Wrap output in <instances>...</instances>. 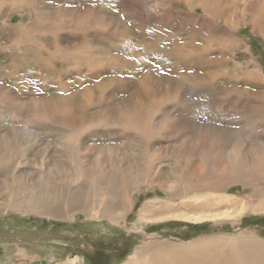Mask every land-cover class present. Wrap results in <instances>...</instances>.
Returning a JSON list of instances; mask_svg holds the SVG:
<instances>
[{
	"label": "rangeland",
	"instance_id": "obj_1",
	"mask_svg": "<svg viewBox=\"0 0 264 264\" xmlns=\"http://www.w3.org/2000/svg\"><path fill=\"white\" fill-rule=\"evenodd\" d=\"M40 1L42 0H34L33 4V0H27V4L31 9L29 12L31 13L22 10H5L3 12L4 14L2 13L0 15V30L4 31L7 27H17L21 29L19 26L31 28L32 25L29 26L28 23L36 22V26L34 25L36 31L35 37H42L40 38L39 44L46 45L47 48L57 46L59 45V41H61V39L59 38L58 40L57 37L61 36L64 38L65 46L71 47L72 45L71 48L74 50L70 51H72L73 55L79 57V59H83L85 62H77L76 64L71 63L67 66H62V63L64 64L63 58L68 56L61 55L57 57L60 54L59 51L48 56L45 52L44 54L46 55V61H48L50 72L40 76L36 73L35 76H33L32 81L34 83V89H31L33 98L42 97L44 99H49L53 97L54 94L47 95L45 92H42L41 88L44 83H49L51 86L57 84L58 77L62 79L63 84L68 81H75V79L77 81V77L79 76L78 73H74V71L77 65L79 64L80 66L81 64V69L88 70L89 72L96 71L100 74L98 77L92 76L85 84H92L93 82L96 84L98 80L103 77L111 84L107 93L104 94V99L108 100L104 107H106L107 110L109 109V113H111L113 109L116 110L115 107L117 103L125 100L129 103L130 110L133 111L135 105L137 106L139 102L145 100L144 96L140 97L137 95L138 78L144 72L151 69L149 73L158 80L157 83L160 85H163L165 82H170V76L175 71L177 65H186L185 68L188 69H185V71L193 74V76L197 74L204 75L211 71L208 62H211V60L221 55L227 59V49L229 47V50H232L234 53L233 57L238 65L237 72L241 73L243 78L253 70L254 64L260 67V75L264 78V8L263 12H261V6L264 5V0H247L246 2L243 0H215L214 3L216 6L220 4V9L218 15L214 11L215 8L213 9L214 16L212 18L221 29H226L229 34H223L220 30L221 32L219 31L218 34L222 35L221 39H217L219 36L218 34L213 35L214 33L206 32L205 26L202 24L203 21L199 23L195 20H191L190 23L186 25V29L182 28V19L177 17V11L182 14H190V16L195 18L204 15L201 7L192 0H45V5L42 4L43 6L39 4ZM206 2L211 5L213 0H206ZM247 3H251L250 8L253 7L252 4L256 6L255 11L251 14L252 16H249ZM163 4H166V14L169 13L171 18L174 19L173 21L170 20L172 23L168 28H164L165 30L163 27L158 26L157 22L153 21L155 9H159ZM35 5H39L43 12H53L54 9L60 5V8L64 7L63 15H66V11H68L69 13H75L81 20L85 15H99L107 24L95 25L82 20L81 23L80 21L77 23L78 25H73L71 23H53L49 19L41 24L35 18V11L32 10V7ZM133 11L140 13V15H134ZM141 14L143 16L145 15V17L141 18ZM119 17L123 20L118 19ZM66 20L70 21V18L67 17ZM139 22L144 24V29L140 34L136 32ZM113 24H120V28H117L118 35L111 32L115 27L111 28L109 25ZM161 24H163V22ZM179 26L183 29L181 32ZM194 26L199 30V33L193 34ZM125 29L127 31H125ZM128 33L130 34L128 35ZM210 36V42L205 44L206 39L210 38ZM186 37L190 39L188 40ZM229 37H232V41L236 40L232 46L228 44L230 43ZM184 38L186 40H184ZM218 38H220V36ZM223 40L228 42L223 45ZM73 44H76L79 48H74ZM204 45L209 47L207 56L191 59L193 54L190 50L195 51L202 46L204 47ZM1 46L0 62L4 60V54L6 52V49L3 47L5 44ZM179 47L180 50H183L184 54H179ZM161 49L170 53V55L166 56L160 51ZM172 49L173 53L170 52ZM158 51L160 52L159 55H157ZM187 54L189 58L184 56ZM189 65L190 67H188ZM33 70L35 71V68H33ZM83 70L81 71L83 72ZM66 71L69 77L64 75ZM242 77H239L240 81H243ZM222 80L223 81L218 80L217 83L221 84L222 82L223 85H230L227 81L225 82L224 79ZM63 84L59 83L61 88ZM215 89L216 86L211 88V91L207 89L206 91L201 90L189 93L191 96L186 107L189 106L193 110V115L188 111L187 121L193 122L194 125H206L211 134L220 131V140H223L222 142L225 141L224 146H226V148H223L228 152L232 148V146H230L231 140L227 139V135L221 137V130L225 129V131H227L230 129V131H232L229 134H232L233 131L240 129L239 127H244L246 123H251L250 120H245V116L243 121V115L239 111L233 115L229 113L226 107L227 104L230 103L228 101L236 97L233 101L231 100L232 106L240 102H242L243 106H246V104L251 108L252 105L253 108L256 106L255 109L257 108L258 110L256 109V111H254L255 114H252L256 115V117L252 119V125L260 128L259 130L264 128V113L258 102L253 98L247 97L243 91L241 97H239L236 92L230 98L227 95H218V93L214 92ZM13 90L19 91V87L13 84ZM59 92L60 98L56 103L58 107L69 111L73 110L77 103H83L82 94L84 92L82 91L74 92L73 90L68 93L65 91ZM188 92L189 91H186V93ZM134 93L136 95H134ZM91 99L93 102V98ZM94 100H96V98ZM194 100H196L197 103L202 100V108L201 106L190 103ZM108 102L111 103L109 104ZM251 103L253 104L251 105ZM124 104L125 103L122 105L124 106ZM171 106L179 107L182 106V103L174 100V102H171ZM139 107L140 105L137 110ZM89 109L90 113L96 112L93 105H91ZM114 110L112 111L113 113H115ZM201 110L203 111L201 112ZM243 114H245V112H243ZM232 117H234V119ZM161 118H163L165 123H172V120H174L171 116V111L165 112ZM161 122L160 120L159 123V119L154 122L151 121V124L154 125H152V129L155 127H162L163 122ZM176 125L180 130L183 127L182 123H177ZM143 126L144 128L147 127L145 124H143ZM31 129L32 128H30V130ZM33 130L34 134H40L39 137H41L42 144L44 142L46 143V139L51 140L55 136L53 140L59 142H63L65 138V136H62L63 133L56 134V131L47 126L40 128L39 125L35 124ZM97 133L98 132H88L84 140L80 141L93 145V143L105 142L106 139L107 141L110 140V142L112 139L120 141L121 138H119L118 135L114 138L113 136L100 138L96 136ZM159 142L160 141L156 139L151 141V148L153 150L157 149L158 145H160ZM160 143L162 146H171L166 142ZM57 144L61 145V143ZM53 147L52 143H50V168L48 163L46 170L54 169L53 172L58 173L60 176L59 179L66 183L69 180V171L67 169L69 165L67 166L65 163L66 161L61 162L59 158L52 156ZM40 149V146L36 147V153H38L39 158L42 159L44 157V152ZM208 150L212 149L209 148ZM80 155L83 156V153L81 152ZM120 155H122V153H120ZM131 155H127V157ZM121 157L123 159L120 157L117 158H120L122 163L125 164V156L122 155ZM88 158H91L93 162L96 158V152L93 150L91 154L84 155L85 161H87ZM136 159L137 157H135V160ZM158 160H160L158 164L162 170L159 175L158 173H154V171L157 170L156 166L144 167V171L149 173V182L159 180H165L167 182L168 179L165 175L170 176L173 172L170 165L171 159L169 157L165 161L161 159ZM227 160H232V157L228 156ZM55 163H57L60 168L59 172L55 170ZM241 163L246 168L250 167V162L246 161L245 158H243ZM41 164V162L34 161V164L31 165L30 173L33 174L34 178L39 174L37 168ZM16 168L17 169H14L10 175L0 173V183L2 179L4 180V178L10 176V178H12V176L15 177V180L14 178L13 180L16 183H20L22 179L21 176L27 171L23 169V163ZM250 168L252 169V167ZM48 173L51 177L53 176L51 172ZM151 173L152 176H156L155 179L150 177ZM157 184V182H154L153 186L151 184L152 189H149L146 184L140 183L139 190L134 193L132 191L130 194L131 205L130 207L127 206L128 208L126 206H122L121 208H119V206H106L107 209L110 210L109 212L112 213V211H114L118 216L119 214H123V208L126 209V213L124 210V216L120 217L115 222H112L110 218L106 216L100 219L90 218L89 220L85 212L88 208L93 206H66V209L65 206H46L47 208L43 207L41 211L32 212L28 209L26 213H24L25 211H23L22 204L27 206L26 204L28 201L26 202L23 196H20L19 193H14L18 200H20V203L23 201L21 206L19 205V209L16 206L5 207L1 205L4 204L8 198L6 195L2 196L1 194L3 193H0V264H127L135 251H138L137 257L139 260L137 264H202L203 261V264H205L206 261L213 258L214 255H221L220 260H222V254L226 251L231 253L235 264H242L244 261L240 248L244 243L241 244L239 241L254 240L264 247V213H249L248 211L252 206L236 205L231 208L218 206L214 204L215 202L211 198L206 200L202 192H193L189 194L188 198L179 200L177 197L174 198L170 196L169 191L178 190V187L171 183V181L167 182L166 188H161L157 186ZM168 185L172 187H168ZM224 190H228L227 193L230 196L237 195L238 193L247 196L252 193L249 187L243 189L241 184H231L230 186H226ZM17 191L19 192L18 189ZM119 196L120 192L118 193L113 190L109 194H97V190L96 194L94 193V199L101 202L104 201L106 205L114 204ZM81 197H84V194L81 195ZM149 201L153 202L154 205L152 204L149 211L144 216H141V211H143L147 206L145 204ZM205 203L210 205L204 206ZM69 216H72V218H66ZM170 247L171 249L168 250L167 248ZM244 247L245 246H243V248ZM262 254H264V252ZM217 260L218 259H216V261ZM209 264H215V262L210 261ZM217 264H220V262H217Z\"/></svg>",
	"mask_w": 264,
	"mask_h": 264
},
{
	"label": "bare ground",
	"instance_id": "obj_2",
	"mask_svg": "<svg viewBox=\"0 0 264 264\" xmlns=\"http://www.w3.org/2000/svg\"><path fill=\"white\" fill-rule=\"evenodd\" d=\"M192 1L201 7L204 15L195 18L190 16V14H182L177 11V17L182 19L181 26L183 29H186V25L189 24L191 20H195L199 23L203 21L202 24L205 26L204 28L208 33H214L213 35H215L221 30V33L228 34V31L226 29H221L212 18L214 16V11L218 15L220 4L216 6L214 3L215 0H213L211 5L206 2V0ZM243 1L246 2L247 0ZM39 4L45 5V0L40 1ZM250 4H248L247 10L249 16H252L251 14L255 11L256 6L252 4L253 7L250 8ZM59 6L54 9L53 12H43L39 5L31 7L36 13L35 18L41 24L47 19L51 20L53 23H71L73 25H78L77 23L79 21L81 23L82 20L95 25L107 24L99 15H85L82 20L75 13H69L68 11H66V15H63L64 7L60 8ZM263 8L264 5L261 6V12H263ZM5 10H22L31 13L29 12L31 9L27 4V0H0V15ZM166 10V4H163L159 9H155V15L153 16V21L157 22L158 26L163 27V29L168 28L172 23L170 20H174L169 13L166 14ZM133 13L137 16L140 15V13L134 11ZM67 17L70 18V21L66 20ZM143 17H145V15H142L141 18ZM118 19L123 20L120 17ZM162 22L163 24H161ZM35 23L36 22L28 23L29 26L32 25L31 28L19 26L21 29L17 27H7L4 31L0 30V46L5 44L3 47L6 49L4 60L0 62V173L10 175V173L13 172L14 169H17L16 167L21 166L22 163L24 165L23 169L27 171L26 173H24L25 171L23 172L24 175L21 176L22 179L20 183L14 181L15 177L12 176V178H10L11 176L8 177V175V178L2 179L3 181L1 180L0 193H3L1 195H6L8 198L5 202L3 201L4 204L1 205L5 207L16 206L19 208V205L21 206L23 201L20 203V200L14 195V193H19L20 196L25 198L26 202L28 201L26 204L27 206L22 204L23 211H25L24 213H26L28 209L32 212L41 211V209L46 206H65V209L66 206H93L88 208L85 212L89 220L90 218L100 219L106 216L110 218L112 222H115L120 217L124 216V210L126 213V209L123 208V214H119L118 216L114 211H112V213L109 212L110 210L107 209L106 206H119V208L122 206L130 207V194L132 191L134 193L139 190L140 183L146 184L149 189H152L151 184L153 186L154 182L158 183L157 186L166 188L167 182L171 181V183L178 187V190L174 189L175 191H169L170 196L174 198L177 197L179 200L188 198L189 194L193 192H202L204 194V196H202L206 200L211 198L215 202L214 204L218 206H226V208L235 207L236 205L252 206L248 211L249 213H264V128L259 130L260 128L252 125V119L256 117V115H252L255 114L254 111L257 109H255L256 106L253 108V103H251L252 108L247 104L246 108V106H243L242 102L232 106L231 100L233 101L236 97L228 101L230 103H228L226 107L229 113L233 115L239 111L243 115V121L245 116V120H250L251 122L246 123L247 125L245 124L244 127H239L240 129L233 131L232 134H229L232 131H230V129L225 131L223 128L224 130H221V137L227 135V139L231 140L230 146H232V148L228 152L223 148H226V146H224L225 141L222 142L223 140H220V131L211 134L206 125H194L193 122L187 121V112L189 111V113L193 115V110L189 106L186 107L191 96L189 93L201 90L206 91L207 89L211 91V88L216 86L214 90L215 93L221 96L227 95L230 98L236 92L239 97H241L242 91L245 92L247 97L253 98L258 102L264 113V78L260 75L261 69L259 66L254 64L253 70L243 78L242 74L237 72L238 65L233 57L234 53L232 50H229V47L227 49V59L221 55L211 60V62H208L211 71L204 75L197 74L193 76V74L185 71V69H188L185 68L186 65H177L175 71L170 76V82H165L163 85H160L157 83L158 80L149 73L151 72L150 69L138 78L137 95L140 97L144 96L145 100L139 102L137 106L135 105L134 110L132 109L133 111L130 110L129 103L125 100L117 103V105L115 104L116 110L113 109L115 113L112 112L113 110L109 113V109L107 110V108L104 107L108 101L104 99V94L107 93L111 84L108 83L109 81H107L105 77L100 78L96 84L94 82L92 84H85L92 76L98 77L100 74L96 71L89 72L88 70L81 69V64L80 66L78 64L74 71V73H78L79 76H76L78 78L77 81L75 79V81L72 80L63 84L62 79L58 77L57 84L51 86L49 83H44L41 88L42 92H45L47 95L54 94L53 97L49 99H44L42 97L33 98L31 93V89L34 86L32 81L33 76H35L36 73L40 76L50 72V67L47 63L48 61H46V55L44 54L45 52L48 56L58 51L60 54L57 57L61 55L68 56H63L64 64L62 63V66H67L71 63L76 64L77 62H85L83 59H79V57L73 55L72 51H70L74 50L71 48L72 45L71 47L65 46L64 38L61 36L57 37L58 40L59 38L61 39L57 46L47 48L46 45L39 44L40 38L42 37H35ZM109 26L111 28L115 27L111 32L118 35L117 28L120 24ZM181 26H179V28H181ZM182 28L180 32L183 30ZM143 29L144 24L139 22L136 32L140 34ZM125 31L127 30L125 29ZM198 31L199 30L194 26L193 34L199 33ZM129 34L130 33H128V35ZM219 36L220 38H218ZM219 36L217 39H221L222 35L220 34ZM186 39L189 40L190 38L186 37ZM186 39L184 38V40ZM210 39L211 36L206 39L205 44H208ZM229 39L230 43L228 44H231V46L234 45L236 40L232 41V37H229ZM222 42L224 45V43L228 41L223 40ZM73 46L74 48H79L76 44H73ZM160 51L166 56L170 55V53L162 49ZM170 52L173 53V49ZM190 52L193 54L191 59L206 57L209 52V47L204 45V47L202 46L195 51L190 50ZM157 53V55L160 54L159 51ZM179 54H184L183 50H180V47ZM189 55L187 54L184 56L189 58ZM190 65L188 67H190ZM33 68H35V71ZM81 70H83V72ZM64 75L67 76V71ZM239 77H242L243 81H240ZM222 79H224L225 82L227 81L230 85H223L222 82L218 84V80L223 81ZM59 83L63 84L62 88ZM13 84L19 87V91L13 90ZM73 90L74 92H84L82 94L83 103H77L75 108L69 111L58 107L56 103L60 98L59 91L68 93ZM186 91L189 92L186 93ZM134 95L136 94L134 93ZM91 98H93V102ZM95 98L96 100H94ZM174 100L182 103V106H171V102H174ZM200 101L201 102L197 103L196 100H194L190 103L201 106L202 100ZM108 103L110 104L111 102ZM123 103H125L124 106L122 105ZM91 105L96 109L95 113H90L89 108ZM139 105L140 107L137 110ZM167 111H171V116L174 119L172 123H165L163 118H161ZM202 111L203 110H201V112ZM243 112H245V114H243ZM232 118L234 119V117ZM157 119H159V123L161 120L163 125L162 127L160 126L159 128L155 127L152 129L154 125L151 124V121L154 122ZM177 123H182L183 127L181 130L178 129ZM35 124L39 125L40 128L47 126L56 131V134L63 133L62 136H65L63 142L53 140L55 136L51 140L46 139V143L44 142L42 144L41 137H39L40 134H34L33 129ZM143 124L147 125V127L144 128ZM30 128L32 129L30 130ZM88 132H98L96 136L100 138L112 136L114 138L117 135L121 138L120 141L112 139L110 142V140L107 141L106 139L105 142H97L91 145L80 141L84 140ZM154 139L160 142H166L171 146H162L159 142L160 145H158L157 149L153 150L151 148V141H154ZM50 143L54 146L52 156L59 158L61 162L66 161L65 163L67 166L69 165L67 167L69 171V180L67 179L68 181L66 183L59 179L60 176L58 173L53 172L54 169L46 170L48 163L50 168ZM57 143H61V145ZM38 146H40V150L44 152V157L42 159H40L39 154L36 153V147ZM209 148L212 150H208ZM93 150L96 152L95 160L93 159L94 161L92 162L91 158H88V160L85 161L84 155L91 154ZM81 152L83 156L80 155ZM120 153L126 158L125 164L120 160V158L123 159ZM127 155H131L133 158L131 156L127 157ZM228 156H231L232 160H227ZM135 157H137L136 160ZM168 157L171 159L170 165L173 171L170 176L165 175L168 181L159 180L149 182V173L144 171V167L156 166L157 170L154 171V173H158L159 175L162 170L159 167L158 163L160 160L158 159L165 161ZM243 158L250 162V167H252V169L250 167H244L241 163ZM34 161L42 163L37 168L39 174L36 175L34 173L36 175L35 178L33 174L30 173V167L34 164ZM57 163H55L54 166L56 168L55 170L59 172L60 168ZM48 172H51L53 176L51 177ZM150 177L155 179L156 176H152L151 173ZM231 184H241L243 189L249 187L252 193L247 196H243L241 193L230 196L227 193L228 190H224V188ZM170 186L171 185H168V187ZM96 190L97 194H109L113 190L118 193L120 192V196L117 197L118 200L114 204L106 205L104 201L101 202L94 199ZM83 194L84 197H81ZM152 204L153 202L151 201L145 204L147 206L141 211V216H144L149 211ZM208 205L210 204L205 203L204 206ZM66 218L70 219L72 216ZM239 242L241 244L244 243L240 248L244 261L242 264H264V254H262L264 252V247L260 243L254 240H242ZM243 246L245 247L243 248ZM167 249L170 250L171 247ZM137 254L138 251H135L127 264H137L139 260ZM222 256L224 258L222 257V260H220L221 255H214L213 258L209 260L206 259L207 261L205 264H209L210 261L215 262V264H217V262H220V264H235L230 252L226 251ZM216 259L218 260L216 261Z\"/></svg>",
	"mask_w": 264,
	"mask_h": 264
}]
</instances>
